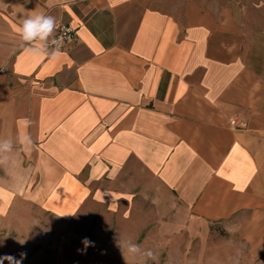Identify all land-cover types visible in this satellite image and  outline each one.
Masks as SVG:
<instances>
[{
  "label": "crops",
  "instance_id": "0c3cea01",
  "mask_svg": "<svg viewBox=\"0 0 264 264\" xmlns=\"http://www.w3.org/2000/svg\"><path fill=\"white\" fill-rule=\"evenodd\" d=\"M36 15L54 30L25 41ZM4 141L0 216L41 176L73 213L91 166L102 194L152 198L162 237L218 226L239 256L210 264H264V0H0Z\"/></svg>",
  "mask_w": 264,
  "mask_h": 264
},
{
  "label": "rangeland",
  "instance_id": "374dc122",
  "mask_svg": "<svg viewBox=\"0 0 264 264\" xmlns=\"http://www.w3.org/2000/svg\"><path fill=\"white\" fill-rule=\"evenodd\" d=\"M98 176L91 166L79 175L88 182V197L69 215L35 198L44 181L43 176L35 178L34 186L22 191L25 200L14 202L8 214L0 216V256L20 259V253H26L22 264H210L239 256L226 253L227 248L239 249V240L218 226L204 237H162L163 224L154 220L159 207L152 198L141 191L131 203L114 199L110 190L102 194ZM84 196L77 197L83 202ZM85 237L92 244L83 251ZM133 246L136 250L130 251Z\"/></svg>",
  "mask_w": 264,
  "mask_h": 264
},
{
  "label": "clouds",
  "instance_id": "9594fccd",
  "mask_svg": "<svg viewBox=\"0 0 264 264\" xmlns=\"http://www.w3.org/2000/svg\"><path fill=\"white\" fill-rule=\"evenodd\" d=\"M54 30V18L50 16L36 15L34 17H27L23 20L22 26L19 29L20 34L22 35L25 41H31L35 38L43 40ZM30 123L25 120L24 124L27 125ZM0 147L5 149H10L11 144L9 141H4L0 143ZM2 163V162H0ZM85 245L86 251L87 247L92 244L91 241L85 237L82 241ZM136 246H133L130 251H135ZM26 258V253H20V259H17L14 256L5 255L0 256V264H4V260H7L9 264H22L23 259Z\"/></svg>",
  "mask_w": 264,
  "mask_h": 264
},
{
  "label": "built area",
  "instance_id": "2783aa9c",
  "mask_svg": "<svg viewBox=\"0 0 264 264\" xmlns=\"http://www.w3.org/2000/svg\"><path fill=\"white\" fill-rule=\"evenodd\" d=\"M57 31V38L56 42L64 44V45H71L76 42V30L69 25H58L56 27Z\"/></svg>",
  "mask_w": 264,
  "mask_h": 264
}]
</instances>
